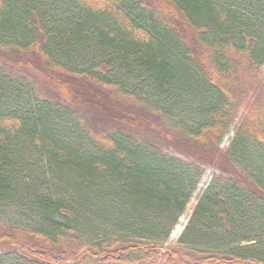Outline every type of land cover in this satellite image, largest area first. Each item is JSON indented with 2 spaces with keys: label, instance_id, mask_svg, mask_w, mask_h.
I'll list each match as a JSON object with an SVG mask.
<instances>
[{
  "label": "trees",
  "instance_id": "16d2710c",
  "mask_svg": "<svg viewBox=\"0 0 264 264\" xmlns=\"http://www.w3.org/2000/svg\"><path fill=\"white\" fill-rule=\"evenodd\" d=\"M154 1L0 0V264H264V0Z\"/></svg>",
  "mask_w": 264,
  "mask_h": 264
},
{
  "label": "rangeland",
  "instance_id": "374dc122",
  "mask_svg": "<svg viewBox=\"0 0 264 264\" xmlns=\"http://www.w3.org/2000/svg\"><path fill=\"white\" fill-rule=\"evenodd\" d=\"M145 2V4L151 5V6H155L156 5V1L154 0H143ZM155 4V5H154ZM264 74V65L263 68L261 70V74ZM260 78V76H259ZM46 95H48V98L52 101H57L56 97L52 94H48L46 93ZM249 101V100H248ZM248 101H246V104L248 103ZM241 111L237 114V117L235 119V124L237 123L236 121H238V117L240 116ZM234 127V124L231 126L229 133L226 135V137L223 139V141L221 142L220 145V149L224 150L225 147L227 146L230 138L232 137V129ZM218 175L219 173L206 168L204 171V174L202 175V177L199 180V183L191 197V200L189 202V204L187 205L186 209L184 210L183 214L179 217L176 225L173 227L168 239L164 242L163 246L165 248H170V247H174L177 244V239L179 237V235L181 234V232L183 231V229L185 228V226L187 225L190 216H191V212H192V208L194 207V205L196 204L197 198L199 197V195L202 193V191L207 187V185L209 184L210 180L212 179V177L214 175ZM1 250V249H0ZM4 253V251H0V255H2ZM15 257V256H14ZM20 259H18V257H15V263H22L19 262ZM8 263V262H7ZM24 263V262H23Z\"/></svg>",
  "mask_w": 264,
  "mask_h": 264
}]
</instances>
